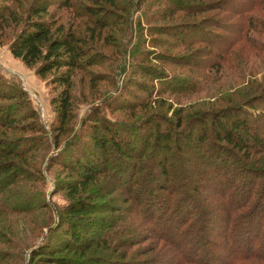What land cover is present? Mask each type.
<instances>
[{"label": "trees", "instance_id": "trees-1", "mask_svg": "<svg viewBox=\"0 0 264 264\" xmlns=\"http://www.w3.org/2000/svg\"><path fill=\"white\" fill-rule=\"evenodd\" d=\"M1 1V25L7 27L12 23L14 26L22 27L10 44L9 51L12 57L21 60L26 67L36 66V74L41 78H46L52 72H58L53 82L62 89L58 97L52 100L58 132L62 131L70 118L73 73L98 65L99 62L94 54L95 46L92 43L99 39L96 32L98 30L97 33H100L102 29L111 28L116 24L115 17L119 13L126 16L122 19L128 23L127 17L132 10L141 6L148 10L158 4L171 5L174 10L164 8L161 11L167 12L166 15L161 17L159 11L157 13L161 18L156 19L151 16L150 20L164 21L174 14L175 10H186L190 13L198 8L203 11L205 8L217 7L229 12L218 0L213 4L211 2L193 6L188 2L190 0H159L162 2L157 1V4H154L153 0ZM51 8L68 12L71 15L69 19L73 23L57 22V18L44 19L42 16ZM257 10L264 11V0H250V4L243 9L238 8L234 11L233 15L237 17V22L231 32L232 37L217 31L211 32L202 23L167 24L160 28L145 27L148 36L140 37V30L133 39V46L139 49L131 53V60L140 57L142 59L134 73L140 72L141 78L152 74L151 68H145L146 65L143 64L144 61L150 60V54L151 60H161L162 54L154 53L153 51L156 50L153 49L155 46H162L165 38L160 40L157 36L151 35L162 34L164 37L167 35L166 37H171L176 46L190 47L194 43H203L206 46V55H210L213 59L210 65L206 63L209 69H213L211 66L214 64L216 65L213 67L229 65L231 59L229 54L235 46L262 52L263 44L260 47L253 36L264 33V22L254 14ZM77 17L84 18L85 22L74 25V19ZM81 32L82 35L79 34ZM187 37L194 39L188 41ZM146 46L150 47V50L145 49ZM240 74L243 81L249 75L245 70ZM143 81L145 80L139 82L143 85ZM245 83L242 97L229 110L220 109L211 112L198 110L194 113L184 111L182 113L180 110L179 113L174 112L176 118L175 115L165 116L164 124L149 123L150 127L141 132L132 125L105 118L98 123L94 114L90 120L95 121L96 124L90 131L91 134L86 135L88 141L84 142L91 150H82L80 154L77 150L71 151L77 153L73 159L69 156L64 158V161L72 162L65 167L77 170L79 175L64 187L73 199L62 211L57 208L52 210L38 193L22 194L9 189L10 186L18 183L24 185L22 167L27 165V156L35 148L27 140L7 143L6 139H0L2 140L0 141V211L6 214L39 213L47 222H50V217L54 218L50 213L56 214L60 223L68 227L63 243L55 248L47 247L45 250L46 236L54 229L50 226L51 222H46L44 228L48 233L40 242L37 240V243L33 242L32 245L24 247L21 242L15 241L12 252L0 250V264H143L142 261H103L101 258H96L85 262V258L82 259L90 247L85 241L93 240L85 237V233L95 231L88 229L87 226L98 229V225L104 231L108 226L103 219L100 221L99 218H93V213L98 212L99 205L103 202L92 203V196L83 199L75 196L96 180L98 172L101 171L100 175H104L108 171L109 175L116 176L114 172L121 167L127 169L126 175L116 177L123 181L116 183V187L122 188L128 194L131 193V200L136 208L143 212L148 223L149 221L152 223L153 229L150 230L152 239L156 237L157 242H164L163 245L169 246L168 248H171L175 255L174 261L163 264H264V174L248 167L239 170L237 163L232 168L229 167L230 170L225 167L228 174H222L220 173L222 170L219 171L218 167H212L215 163L213 160L218 154H226L235 159L240 155L242 159L237 161L251 166L262 164L253 158L252 154H258L259 151L264 155V85L250 79ZM166 89L171 94L177 92L175 88L171 89L168 86ZM153 90V87L145 89L146 95L154 96ZM18 91L21 90L12 88L8 94L0 93V101L18 97L15 95ZM124 102L118 107H134L124 106ZM7 105L0 106V127L12 130L15 126L8 112L11 108L9 104ZM145 120L135 124H141ZM261 121L262 126L259 125ZM22 128L23 131H42L40 127V130H37L35 124ZM124 130L128 133H124ZM196 130L198 133H195ZM187 147L190 157L192 155L194 158H203L213 163L208 164V171H201L196 168L197 166L191 165L192 162L185 158ZM64 151L63 149L61 152ZM109 152H113V157ZM110 166L116 169L112 170ZM191 169L196 170L193 172ZM184 172L187 173L183 174ZM196 173L198 179L203 177L209 179L206 189L189 187L192 183L191 174L195 176ZM180 175H183V179ZM217 176L219 179L216 181ZM76 181L75 187H72L71 184ZM220 183L223 184L219 188ZM6 192L9 195H5ZM100 197L105 198L103 194ZM123 228L130 230L127 226ZM109 231L107 233L113 241L114 248H118V245H122L124 241L134 240L126 237L125 234L120 236L121 232H117V229L114 235ZM104 236L101 235L92 243L102 242L108 245L109 239ZM4 239V231L0 229V241L3 242ZM71 243L81 246L83 250L71 248ZM26 250L29 251L28 254ZM76 251L81 257L75 260L63 255L56 256V253Z\"/></svg>", "mask_w": 264, "mask_h": 264}, {"label": "rangeland", "instance_id": "rangeland-1", "mask_svg": "<svg viewBox=\"0 0 264 264\" xmlns=\"http://www.w3.org/2000/svg\"><path fill=\"white\" fill-rule=\"evenodd\" d=\"M157 1L159 0H153L154 4H157ZM216 1L204 0L203 2H195L190 0L188 2L193 6L211 2L213 4ZM218 1L229 12L217 7L205 8L203 11L198 8L195 10L196 12L190 13L186 10H175L174 14L166 20L155 21L154 19L150 20V17L161 18L167 14V12L161 10L164 8L174 10L173 7L171 5L158 4L147 10V8L145 9L141 6L139 9L130 12L127 17L128 23L122 19L124 15L119 13L115 17L116 24L111 28L102 29L100 33H97V30L96 35H99V39L92 43L95 46L94 54L99 63L73 73L70 89L71 114L60 132L56 131L58 122L54 105L52 104V100L58 97L62 89L61 86L53 82L58 72H52L46 78H41L36 74V66L26 67L21 60L12 57L9 47L22 27L20 25L14 26L12 23H9L6 27V25H1L2 23L0 22V93L7 92L5 94H8L12 88L21 90L15 93L18 97L0 101V106H8L7 104H9L11 109L8 112L14 121L13 126H15L12 130L0 127V139H6L7 143L27 140L35 148L27 156V165L22 167V182H24V185L21 186L18 183L10 186L9 189L22 194L38 193L52 210L57 208L62 211L73 199L64 187L68 186V183L79 175L77 170L68 166L65 167L72 162L64 161V158L69 156L73 159V156L77 153L80 154L82 150H91L84 142L88 141L87 136L91 134L90 131L93 130L96 124L95 121L90 120L94 114L96 115L94 118L97 119L98 123L105 118L113 122L132 125L141 132L150 127L149 123L164 124L163 118L165 116L171 117L175 115L174 112H181L180 110H182V113L183 111L194 113L198 110H207L209 112L220 109L229 110L242 97V89L246 85L247 79L264 85V47L262 52H256L248 47L235 46L229 54L231 56L229 65L213 67L216 65L214 64L211 66L213 69H209L206 63L210 65V63H213L211 61L213 59L210 58V55H206V46L203 43H194L190 47L176 46L171 37H166L167 35L164 37L162 34L151 35L157 36L160 40L165 38L162 46H155V49H153L156 50L153 51L154 53L162 54L160 56L161 60H151L152 55L150 54V60L143 62L146 65L145 68H151L152 74L141 78L140 72L134 73L136 66H138L137 64L142 59L140 57L134 61L131 60V53L139 49V47L133 46V39L137 37V33L140 30L142 33H140V37L145 38L148 36L145 27L155 26L160 28L167 24L202 23L211 32L217 31L220 34L225 33L228 37H232L231 32L237 22V17H234L233 13L238 8L243 9L244 6L250 4V0H239L238 2L237 0ZM1 3L2 1L0 0V5ZM159 11H161V17L157 13ZM254 14L264 22V11L257 10L254 11ZM42 17L46 20L57 18V22L73 23L69 19L71 15L64 10L51 8ZM80 22L83 24L85 19L82 17L74 19V25ZM79 34L82 35V32ZM133 34H136V36H133ZM253 36L260 47L262 44L264 46V33ZM186 39L192 41L194 38L187 37ZM216 42L217 40L215 39ZM147 46L144 48L150 50V47L148 48ZM243 70L249 74L244 81L240 74ZM140 80H145L143 85L139 82ZM167 86L171 89L175 88L176 94L169 93V90L166 89ZM151 87L154 89V96H147L145 89L148 90ZM164 89L166 90L164 91ZM251 93L253 94L252 90ZM123 102L124 106L133 105L134 107H118ZM128 102L130 103L127 104ZM174 118H176V115ZM142 120L145 121L141 124H135L140 123ZM31 124L37 125V130H40V127L42 131L30 132L22 130L23 126L27 127ZM261 124L262 121L259 125L262 126ZM196 132L198 133V130ZM124 133H128V131L124 130ZM63 149L65 150L63 152L64 155L61 152ZM76 150L77 153L71 152ZM109 154L113 157V152H109ZM185 155V158L192 162L191 165L197 166V169L201 171L209 170L208 164L212 162H207L203 158H194L192 155L190 157L189 151ZM230 157L226 154H218L213 160L215 163H212V167H218L219 171L222 170L220 173L225 174L228 172L225 167L230 170L229 167L232 168L237 163L239 170L247 169L248 167L251 170L256 169L257 173L264 174V155H261L259 151L258 154H252L253 158L262 163L257 164L256 166L258 167L240 163L237 161L242 159L240 155L237 156L238 159ZM245 157L247 156L245 155ZM210 160L212 161V159ZM47 163H49L48 168L46 166ZM188 167L191 166L188 165ZM110 168L112 170L116 169V167L111 166ZM123 168L121 167V170L117 169L119 171L116 170L114 172L116 176L109 175L108 171L104 175H100L101 171L98 172L96 180L88 185L86 190L79 192L75 196L81 199L92 196V203L103 202L99 205L98 212L93 213V218H99L100 221L103 219L108 226L107 230L104 231L98 225V229L87 226L88 229L95 231L93 233L87 231L85 237H90L95 242L101 235L102 237L105 235L104 237L108 238L110 242L106 245L102 242L92 243L93 240L85 241V244L87 243L90 247L86 256L82 259L85 258V262L93 261L96 258H101L103 261H142L143 264H163L167 261H174L175 255L171 248L169 249V246L163 245L164 242H157L156 237L152 239L150 233V230L153 229L152 223L150 221L148 223L143 216V212L136 208L131 200V193L128 194L122 188L116 187V183L123 182L121 179H116V177L118 175H126L125 171L127 169ZM191 170L195 172L196 169ZM185 173L187 172L183 174ZM196 175L197 173L195 176L191 174L192 180L190 182L192 183L189 187H195L196 189L203 187L206 189L207 185H209V179L203 177L200 180L197 178L198 175ZM180 176L182 178L183 175ZM218 179L217 176L216 181ZM76 183L77 181L73 182L71 186L75 187ZM223 183L219 184V188ZM102 194L105 198L100 197ZM5 195H9V193L6 192ZM50 215L54 217H50V226L54 229L46 236V245L48 246H44L45 250L47 247L50 248V246L55 248L61 245L66 236L65 232H68V227L60 223L56 214L52 215L50 213ZM46 219L48 218L46 217ZM46 222L47 220H44L39 213L6 214L0 211V229H3L5 238L3 242L0 241V250L12 252L15 241L21 242L24 247L32 245L37 240L40 242L48 233L47 229L44 228ZM123 226L129 227L130 230L124 229ZM116 229L117 232H121L120 236L125 234L126 237H131L134 240L124 241L122 245H118V241H116L118 248H114L113 241L107 232L110 230L109 232L114 235ZM216 240L218 239L216 238ZM70 246L80 251L82 249L81 246H77L74 243H71ZM28 250L25 251L26 254H28ZM57 254L58 256H67V258H72V260L81 257L78 251L56 253V256Z\"/></svg>", "mask_w": 264, "mask_h": 264}]
</instances>
